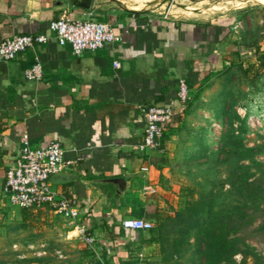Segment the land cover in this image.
<instances>
[{
  "label": "crops",
  "instance_id": "0c3cea01",
  "mask_svg": "<svg viewBox=\"0 0 264 264\" xmlns=\"http://www.w3.org/2000/svg\"><path fill=\"white\" fill-rule=\"evenodd\" d=\"M140 3L149 1L0 0V43L15 36L51 35V22L64 14L72 20L92 14L111 24L122 39L81 56L71 45L50 41L0 62V214L8 202L7 171L25 136L33 148L61 143L65 159L75 164L54 175L51 184L60 197L81 204L82 220L95 238L93 245L85 244L77 230L53 214L61 219L54 224L58 235L80 244L81 251L66 257V264L158 260L151 252L152 232L126 230L123 222L144 219L155 227L159 216H171L167 186L185 108L179 85L182 80L200 82L226 48L222 41L229 18L134 11ZM36 57L42 77L29 80L26 71ZM150 105L172 108L175 117L164 147L146 154L139 145Z\"/></svg>",
  "mask_w": 264,
  "mask_h": 264
},
{
  "label": "rangeland",
  "instance_id": "374dc122",
  "mask_svg": "<svg viewBox=\"0 0 264 264\" xmlns=\"http://www.w3.org/2000/svg\"><path fill=\"white\" fill-rule=\"evenodd\" d=\"M137 1H149L137 6L152 4L150 11L173 17L230 19L222 41L226 48L219 50L213 70L189 86L167 186L172 218L151 234V252L158 258L153 264H264V5ZM207 201L219 221L212 228L215 238L224 231V240L238 249L235 256H220L215 249L208 261L202 258L209 246L197 239L205 240L207 233L190 225L207 218L197 213ZM57 218L48 209L23 214L6 202L0 214V264H66V257L75 258L80 244L58 235Z\"/></svg>",
  "mask_w": 264,
  "mask_h": 264
},
{
  "label": "built area",
  "instance_id": "2783aa9c",
  "mask_svg": "<svg viewBox=\"0 0 264 264\" xmlns=\"http://www.w3.org/2000/svg\"><path fill=\"white\" fill-rule=\"evenodd\" d=\"M51 35L34 34L15 36L0 43V62L16 60L27 50L56 41L61 46L71 45L73 53L81 56L86 52H96L108 44L120 43L118 36L108 22L101 21L92 14L84 20H72L66 14L50 24ZM115 67L120 64L115 62ZM29 80L42 77L38 57L33 67L26 71ZM179 96L184 104L189 99V86L185 80L179 85ZM146 126L139 150L149 154L159 150L175 117V111L169 107L150 105L145 107ZM75 161L65 159V149L58 141L45 146L31 147L28 137L20 148L15 164L7 171L4 193L8 203L26 211L48 209L62 218L71 228L78 231V238L87 245H93L95 238L82 220L81 204L75 199L60 197L51 184V178L60 171L69 168ZM147 167L143 171L147 172ZM126 230L151 231L154 224L144 219H127L123 222Z\"/></svg>",
  "mask_w": 264,
  "mask_h": 264
},
{
  "label": "trees",
  "instance_id": "16d2710c",
  "mask_svg": "<svg viewBox=\"0 0 264 264\" xmlns=\"http://www.w3.org/2000/svg\"><path fill=\"white\" fill-rule=\"evenodd\" d=\"M252 67H254V66H252ZM257 73H259V72L257 71ZM188 86H190V88H192L193 85L188 83ZM167 137H168V132L164 136V139H163L161 147H160L161 149L164 147V142L166 141ZM23 212H26V210H23ZM197 213L199 215H202L204 213L208 214L207 218H209V220H210V221H208L206 218L204 221L201 222L198 219L195 222L193 221L194 223L192 225H190V227H192L194 229L199 228V227L200 228L204 227V229L201 230V235H202V233L203 234L205 232L207 233L205 240L203 238L200 239V235L198 236V239H197V241H199L200 244L206 243L209 246L208 249H206V250L203 249L201 251L202 258H205L208 261L210 258V252L215 250V249H218L221 252V253L219 252L220 256H223V255H225L227 257L228 256H235L238 253V249H236L235 246L230 245L228 241L224 240V233H225L224 231L221 232L220 237L215 238V236H214L212 228H214L215 224L216 225L219 224V221H216L217 214L214 212V207L211 205V203L208 201L201 203L200 208L198 209ZM171 218H172L171 216H159L157 218L155 226H157L158 228H162V227H164L165 222ZM193 219H194L193 217L188 218L186 220V222H190ZM154 229H155V227L151 230V232H154ZM211 239H213V241H215V242L220 241L221 244L218 247H214L210 243ZM200 249H201V247H200ZM247 254L254 256L253 253H246V255ZM243 263H244V261L242 262V264Z\"/></svg>",
  "mask_w": 264,
  "mask_h": 264
},
{
  "label": "bare ground",
  "instance_id": "6f19581e",
  "mask_svg": "<svg viewBox=\"0 0 264 264\" xmlns=\"http://www.w3.org/2000/svg\"><path fill=\"white\" fill-rule=\"evenodd\" d=\"M162 4H165L166 2H169V0H162ZM171 2V1H170ZM174 4V2H171ZM242 5L243 4H247V3H251V4H260V5H264V0H241ZM152 5V4H151ZM151 5H144V6H134L132 9L134 11H140L142 9L145 8H149ZM190 11V10H189ZM188 11V12H189Z\"/></svg>",
  "mask_w": 264,
  "mask_h": 264
}]
</instances>
